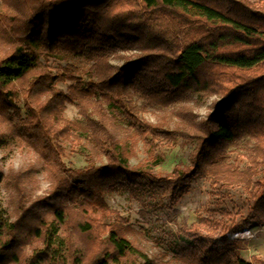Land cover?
<instances>
[{"label":"trees","instance_id":"obj_1","mask_svg":"<svg viewBox=\"0 0 264 264\" xmlns=\"http://www.w3.org/2000/svg\"><path fill=\"white\" fill-rule=\"evenodd\" d=\"M69 57L84 60L82 68L49 65ZM212 97V112L199 122L182 107ZM136 100L173 108L175 121H147ZM70 103L82 121L64 117ZM117 126L131 130L143 161L130 163L134 150ZM6 140L43 162L49 191L13 218L0 207V264H252L235 235L264 224V5L0 0V143ZM82 141L91 145L85 164L69 165L66 150ZM183 142L194 145L189 161L157 173L164 150ZM242 142L248 166L240 170L225 150ZM201 178L241 184L240 207L216 200L170 233L171 258L161 262L128 239L125 220L104 202L117 193L171 208Z\"/></svg>","mask_w":264,"mask_h":264},{"label":"rangeland","instance_id":"obj_2","mask_svg":"<svg viewBox=\"0 0 264 264\" xmlns=\"http://www.w3.org/2000/svg\"><path fill=\"white\" fill-rule=\"evenodd\" d=\"M258 5H264V0H249ZM84 60L78 57H69L67 60L50 61L49 65L53 70L61 67L71 66L79 70ZM118 63V60H114ZM64 89L65 86L62 85ZM137 101L141 109L139 115L151 123L165 118V121L172 125L175 121L173 108H162L158 105L144 106L143 101ZM214 98L201 102L189 101L183 104L193 114L195 121L199 122L212 112ZM64 117L71 121H82L78 108L74 104H67L64 110ZM116 135L134 150L130 158L131 164L143 161L145 155L141 144L134 145L130 138L131 130L125 126L114 128ZM90 151L91 145L82 141L75 143L72 148L66 150L64 161L69 165L83 166L85 164L82 156L85 147ZM193 143L183 142L182 145L164 150L165 162L158 166L156 172L162 175H169L175 164H186L189 161V154L193 150ZM227 162H231L238 169L243 170L248 166L246 159V143L242 142L239 147L228 146L225 150ZM0 207L4 213L15 217L20 207H26L39 196H44L49 190V180L43 162L29 148L23 147L16 142L6 140L0 143ZM189 189L182 194L171 208L161 207L160 204H141L127 194L107 193L104 195V202L107 206L120 215L127 225L126 236L139 244L148 257L156 261L169 260L171 258L172 238L170 233L176 234L180 227L194 222L198 217L206 215L208 209L216 200H221L224 206L230 208L233 205L240 207L243 197L241 184H234L229 188L221 187L220 184H211L208 178H201L189 183ZM223 195V196H221ZM167 201L164 200V203ZM156 203V202H154ZM115 216V215H112ZM253 230L252 235L238 240V248L243 258L252 264H264V224H254L246 227ZM256 231V232H255Z\"/></svg>","mask_w":264,"mask_h":264},{"label":"built area","instance_id":"obj_3","mask_svg":"<svg viewBox=\"0 0 264 264\" xmlns=\"http://www.w3.org/2000/svg\"><path fill=\"white\" fill-rule=\"evenodd\" d=\"M252 233H253V230H251L249 228H245L242 231H240L239 233H237L236 238L243 239V238H245L246 235H250V234L252 235Z\"/></svg>","mask_w":264,"mask_h":264}]
</instances>
